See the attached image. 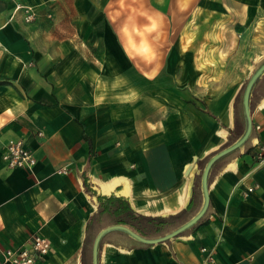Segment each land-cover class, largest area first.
Instances as JSON below:
<instances>
[{"label": "crops", "instance_id": "1", "mask_svg": "<svg viewBox=\"0 0 264 264\" xmlns=\"http://www.w3.org/2000/svg\"><path fill=\"white\" fill-rule=\"evenodd\" d=\"M18 1L37 18L11 20L0 0V257L40 235L51 250L37 264H85L99 206L87 185L144 215L196 213L197 162L241 138L227 146L264 64V0ZM251 96L253 148L208 186V220L148 247L103 243L127 234L110 232L98 264H264V80ZM10 141L36 164L9 168Z\"/></svg>", "mask_w": 264, "mask_h": 264}, {"label": "trees", "instance_id": "2", "mask_svg": "<svg viewBox=\"0 0 264 264\" xmlns=\"http://www.w3.org/2000/svg\"><path fill=\"white\" fill-rule=\"evenodd\" d=\"M264 80V75L257 81L254 91L251 96V105L253 102L254 94L256 89L259 87L260 82ZM245 86L240 91L239 95L236 98L234 106V115L236 124L233 129L229 130V141L228 145L234 143L238 138L242 137L246 131V119L243 110V94ZM253 136V135H252ZM252 137L243 145L242 148L236 150L230 155L219 160L211 169L209 174V185L212 183L214 178L225 168V166L230 162V159H234L241 154V152L249 153L252 150ZM210 156L199 160L198 169L199 172L196 175L195 179V192L194 195L199 200V208L195 215L201 210L204 200H203V191H202V175L204 168L209 161ZM87 191L90 195L96 198L99 206L97 211L91 216L87 224V238L85 240L84 247V261L85 264H92V246L96 235L105 227L113 225H122L126 226L139 235L148 238V239H157L163 236H166L185 223H187L195 215L190 214L191 206L187 207L183 211L167 216H152L144 215L138 213L132 207L129 198L119 195L117 192L105 195L99 190L92 188L90 185H87ZM213 205L210 203L207 212L205 215L196 223L193 227L185 231L184 233L178 235L177 237L185 236L190 232H193L200 225L205 223L210 215L212 214ZM120 234L123 236L122 240L114 242L115 244L127 248H139V247H148L149 244H144L133 240L127 234L121 232H113L109 235L108 238L104 239L103 243L107 239L113 237V235ZM125 242L129 244H125ZM131 245L132 247H130Z\"/></svg>", "mask_w": 264, "mask_h": 264}, {"label": "built area", "instance_id": "3", "mask_svg": "<svg viewBox=\"0 0 264 264\" xmlns=\"http://www.w3.org/2000/svg\"><path fill=\"white\" fill-rule=\"evenodd\" d=\"M15 3L11 20L15 19L21 11L24 13L23 20L30 23L34 20L35 9L31 5H25L18 0ZM3 160L9 168H31L36 164L34 154L24 147L22 141H10L3 155ZM255 162L258 167L264 168V145H258L255 152ZM257 187L249 188L254 191ZM51 250L48 239L40 235L31 237L27 246L20 248H7L0 257V264H37L44 259ZM203 252H206L205 249Z\"/></svg>", "mask_w": 264, "mask_h": 264}, {"label": "water", "instance_id": "4", "mask_svg": "<svg viewBox=\"0 0 264 264\" xmlns=\"http://www.w3.org/2000/svg\"><path fill=\"white\" fill-rule=\"evenodd\" d=\"M263 74H264V64L253 74V76L248 81V83L245 87V90H244L243 110H244V115H245V119H246V131H245L244 135L239 140H237L234 144H232L228 148H226V149L220 151L219 153H217L216 155H214L208 161V163L206 164V166L204 168L203 175H202L204 205H203L201 211L195 217H193L190 221H188L187 223H185L184 225H182L181 227H179L178 229H176L172 233H170L166 236L157 238V239L145 238V237L137 234L136 232H134L133 230H131L130 228H128L126 226L114 225V226L107 227V228L103 229L98 234V236L96 237V240L94 242L93 264H98V245H99L100 241L102 240V238L104 236H106L110 232L122 231V232L127 233L130 237L137 240L138 242H141L144 244H153V243H157L160 241H165V240L177 237L178 235L184 233L185 231H187L188 229H190L196 223L199 222V220L207 212L209 204H210L209 194H208V186H209V174H210L212 167L222 158H224V157L230 155L231 153L235 152L236 150L240 149L246 143V141L248 140V138L252 132L253 125H252L251 111H250V96H251L252 90H253L257 80Z\"/></svg>", "mask_w": 264, "mask_h": 264}, {"label": "rangeland", "instance_id": "5", "mask_svg": "<svg viewBox=\"0 0 264 264\" xmlns=\"http://www.w3.org/2000/svg\"><path fill=\"white\" fill-rule=\"evenodd\" d=\"M35 9V8H34ZM35 12H36V10H35ZM36 15H35V17H34V20L32 21V22H35V20H36V18H37V13H35Z\"/></svg>", "mask_w": 264, "mask_h": 264}]
</instances>
